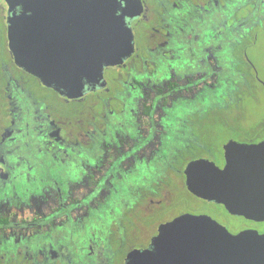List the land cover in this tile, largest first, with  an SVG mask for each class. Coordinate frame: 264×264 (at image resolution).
<instances>
[{"label":"flooded vegetation","instance_id":"obj_1","mask_svg":"<svg viewBox=\"0 0 264 264\" xmlns=\"http://www.w3.org/2000/svg\"><path fill=\"white\" fill-rule=\"evenodd\" d=\"M138 1L116 0L133 52L61 87L19 63L11 20L22 17V39L45 42L67 64L76 51V0H0V219L8 220L0 224V264H161L154 240L168 239L186 213L207 214L233 233L264 232V221L247 218L233 228L220 213L238 215L192 192L186 172L200 158L223 168L230 139L264 140L218 143L206 125L220 119L226 85L236 86L222 79V58L231 63L233 54L220 43L224 28L243 24L238 0ZM211 94L218 100L205 102ZM189 145L206 150L188 157Z\"/></svg>","mask_w":264,"mask_h":264},{"label":"water","instance_id":"obj_2","mask_svg":"<svg viewBox=\"0 0 264 264\" xmlns=\"http://www.w3.org/2000/svg\"><path fill=\"white\" fill-rule=\"evenodd\" d=\"M128 1L131 7L139 2ZM76 4V51L67 64L64 58L50 56L53 52L45 42L22 39V17L11 20V45L19 63L49 85L68 87L71 79L97 76L103 64L121 63L134 50L132 29L123 15L116 14V0H76ZM224 150L223 168L206 158L188 164L189 189L224 204L231 214L264 221V140L230 139ZM154 241L163 255L161 264H264V232L233 233L207 214L175 218L168 239Z\"/></svg>","mask_w":264,"mask_h":264},{"label":"rangeland","instance_id":"obj_3","mask_svg":"<svg viewBox=\"0 0 264 264\" xmlns=\"http://www.w3.org/2000/svg\"><path fill=\"white\" fill-rule=\"evenodd\" d=\"M251 1L245 0L247 5L245 11L243 9L235 11V18L239 17L237 22L243 23L242 21H244L245 27H247L245 33L237 31L230 33L229 29L224 28V35L227 36H224L225 42L220 43L221 46L227 48L225 50L233 54L231 63L222 58L224 62L220 65V69L224 72L222 79L227 77L228 80L229 77H232L236 86H231L232 89H230V86L226 85L229 87V100L220 102L218 105V112H222L220 119L214 117L215 120H212V123H206L212 129L211 133L214 132L216 135L215 142L218 143L229 137L247 142L264 137V3L262 6H254ZM213 9L216 8L211 7V10ZM225 17L226 20L229 19L228 12ZM240 18L243 19L239 20ZM242 52L247 56L249 63L241 61ZM152 54L154 56L155 53ZM222 55L225 56V54ZM224 87L220 91L221 97L224 94ZM217 96L211 94L205 98V102H208L209 99H217ZM223 111L227 118L222 117ZM236 117L239 120L236 121ZM178 207L191 210L200 209L193 202L187 204L182 202ZM220 216L230 222L233 228L248 223L244 217L231 216L223 212L220 213Z\"/></svg>","mask_w":264,"mask_h":264},{"label":"trees","instance_id":"obj_4","mask_svg":"<svg viewBox=\"0 0 264 264\" xmlns=\"http://www.w3.org/2000/svg\"><path fill=\"white\" fill-rule=\"evenodd\" d=\"M248 2H249V0H248ZM263 3H264V0H252L251 1V4L252 5H254V6H262L263 5ZM244 5H245V7H244ZM246 4H245V0H238V8L237 9H243L244 11H245V9H246ZM240 7V8H239ZM261 10V9H260ZM256 15V14H255ZM239 18V17H238ZM237 18V19H238ZM241 19H243V18H240L239 20H241ZM243 22V24L242 25H237V28H236V31L237 32H243V33H245L244 31L246 30L245 28H247V27H245V24H244V21H242ZM191 114H195V115H197V114H200V115H202V113L200 112V113H198L197 112V110L195 111V112H193V113H191ZM212 114V110H206L205 112H204V120L207 118V117H209L210 115ZM223 117V116H222ZM224 118V117H223ZM238 120H239V118H237ZM198 121H199V123L202 121L201 120V117H199V119H198ZM237 121V120H236ZM235 121V122H236ZM228 123V122H227ZM230 126V125H229ZM226 140V139H225ZM224 140V141H225ZM199 141H201V142H203L204 144H205V146H209L206 142L208 141V139H206V138H203V137H200V139H199ZM189 148L191 149V151H189V152H187L186 153V155H188V157H194V156H197V155H201L202 153H204V151L206 150V149H199V148H197V147H193V145H189ZM182 156H180V158H181ZM183 159V157L180 159V160H182ZM5 223H6V225H8V220L6 219V218H2V219H0V224H2V225H5Z\"/></svg>","mask_w":264,"mask_h":264}]
</instances>
